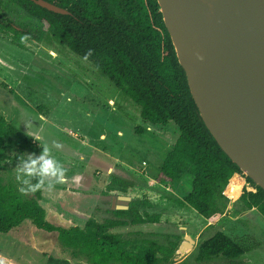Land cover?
<instances>
[{
	"label": "rangeland",
	"instance_id": "374dc122",
	"mask_svg": "<svg viewBox=\"0 0 264 264\" xmlns=\"http://www.w3.org/2000/svg\"><path fill=\"white\" fill-rule=\"evenodd\" d=\"M0 22H11L36 39L18 48L11 35L0 32V115L20 133L4 141L5 158L0 162L3 182L29 197V177L37 173L35 164L48 162L42 174L40 205L48 222L64 228H82L88 219L101 223L111 218L112 199L125 196V192L133 197L126 195L129 204L151 195V211L166 215L164 223L129 224L110 231L144 233L158 245L176 247L170 262L194 264L198 242L224 225L212 218L210 229L199 238L204 228L191 223L192 212L177 207L184 206L182 199L191 189V177L181 175L172 183H156L165 155L178 138V128L172 122L166 126L144 123L139 107L89 61L53 40L43 24L8 0H0ZM138 128L142 132L137 134ZM243 177L240 184L245 187ZM227 198L231 216L238 214L240 206L234 204L233 197ZM180 216L190 220L188 226L177 223ZM229 223L227 232L234 234V241L245 253L234 262L216 259L210 264H264V245L250 234H235L241 223ZM185 235L195 241V247L189 254L179 255L177 249ZM50 254L72 264L87 261L83 255L73 258L54 233L38 231L29 221L0 233V264H45Z\"/></svg>",
	"mask_w": 264,
	"mask_h": 264
},
{
	"label": "trees",
	"instance_id": "16d2710c",
	"mask_svg": "<svg viewBox=\"0 0 264 264\" xmlns=\"http://www.w3.org/2000/svg\"><path fill=\"white\" fill-rule=\"evenodd\" d=\"M8 1L43 24L53 40L89 61L139 107L144 123L166 126L172 122L179 135L165 155L156 183H172L181 175H188L191 189L182 204L206 220L225 212L229 200L223 192L233 175H240L239 170L200 118L156 0H44L66 10L67 15L49 12L29 0ZM0 32L11 35L18 48H23L29 39L36 40L9 22H0ZM141 132L135 129V133ZM19 134L0 115V162L5 158V139ZM48 167V162L35 164L37 173L29 177V197H23L14 185L4 183L0 177L1 234L29 221L38 231L54 233L59 245L70 250L73 258L86 257V264H188L185 260L170 262L176 247L158 245L144 233L122 235L110 231L129 224L164 223L166 215L151 211L154 200L151 195L133 200L127 210H110L112 217L101 223L88 219L82 228H64L48 222L40 205L42 174ZM243 179L246 186L237 189L232 199L234 204L240 206V211L255 209L264 218V192L250 179ZM248 187L253 191L247 190ZM182 216L177 223L186 225L187 219ZM208 229L210 225L199 238ZM244 253V247L217 231L198 242L193 262L210 264L216 259L234 262ZM45 264L72 263L50 254Z\"/></svg>",
	"mask_w": 264,
	"mask_h": 264
},
{
	"label": "water",
	"instance_id": "95a60500",
	"mask_svg": "<svg viewBox=\"0 0 264 264\" xmlns=\"http://www.w3.org/2000/svg\"><path fill=\"white\" fill-rule=\"evenodd\" d=\"M156 1L202 122L239 173L264 192V0ZM129 201L118 196L112 209L127 210ZM194 247L185 235L177 254Z\"/></svg>",
	"mask_w": 264,
	"mask_h": 264
},
{
	"label": "crops",
	"instance_id": "0c3cea01",
	"mask_svg": "<svg viewBox=\"0 0 264 264\" xmlns=\"http://www.w3.org/2000/svg\"><path fill=\"white\" fill-rule=\"evenodd\" d=\"M234 177H239L240 180H242L241 174L240 175L234 174L232 178H234ZM241 187H242V185H241ZM172 205L177 206V203L172 202ZM179 205L177 207H179V210H181L182 212H185V211L192 212L193 220L191 221V223L197 225L201 230L210 224L209 220H211L212 218L213 219L216 218L214 223H217L219 220H221V224L224 225V227L220 231L224 235L229 237L230 239L234 240V237H233L234 234L227 232L226 224L229 225L230 221H236L237 223H241V227L238 228V231H236L237 233H235V234L240 235L243 232L250 234V237H253L256 240V242H259L260 246L264 245V223H262V221L260 219H258L256 212H255L256 211L255 209H252L249 211H240L238 214H232V216H231V212L229 211V208H227L222 215L214 216V217L206 220V219H203L202 217H200L199 215H197L196 213H194V211L191 210L190 208H188L186 205H184L183 207H181ZM180 214H182V213H180ZM187 223L189 224L190 220H187ZM201 223H202V225H201ZM242 223H248L249 226L243 225ZM188 224L186 226H188Z\"/></svg>",
	"mask_w": 264,
	"mask_h": 264
},
{
	"label": "bare ground",
	"instance_id": "6f19581e",
	"mask_svg": "<svg viewBox=\"0 0 264 264\" xmlns=\"http://www.w3.org/2000/svg\"><path fill=\"white\" fill-rule=\"evenodd\" d=\"M228 183L229 184H227L228 186L225 189V195L227 197H229V198H232L234 196V194L236 193L237 189L239 188V186H241V184H240V178L239 177H234ZM122 202L124 203L126 201H122ZM122 205H125V204H120V206H122Z\"/></svg>",
	"mask_w": 264,
	"mask_h": 264
},
{
	"label": "flooded vegetation",
	"instance_id": "af4514ba",
	"mask_svg": "<svg viewBox=\"0 0 264 264\" xmlns=\"http://www.w3.org/2000/svg\"><path fill=\"white\" fill-rule=\"evenodd\" d=\"M9 23H11V22H9ZM12 25H13V23H12ZM13 26H14V25H13ZM14 27H15V26H14ZM15 28H17V27H15ZM17 29H18V30H21V31H23V32H25V33H28V34L32 35L29 31H27V30H25V29H22V28H17ZM29 40L36 41V40H33V39H29ZM27 41H28V40H27ZM27 41H26V42H27ZM26 42H25V43H26ZM25 43H24V44H25Z\"/></svg>",
	"mask_w": 264,
	"mask_h": 264
},
{
	"label": "built area",
	"instance_id": "2783aa9c",
	"mask_svg": "<svg viewBox=\"0 0 264 264\" xmlns=\"http://www.w3.org/2000/svg\"><path fill=\"white\" fill-rule=\"evenodd\" d=\"M247 190H249V191H253V189H252V188H249V187L247 188Z\"/></svg>",
	"mask_w": 264,
	"mask_h": 264
}]
</instances>
